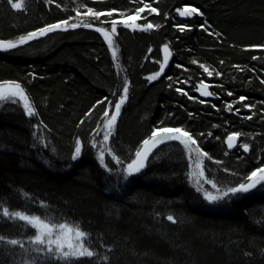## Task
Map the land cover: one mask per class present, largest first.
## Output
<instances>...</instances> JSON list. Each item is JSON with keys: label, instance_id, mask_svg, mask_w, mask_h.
Masks as SVG:
<instances>
[{"label": "trees", "instance_id": "obj_1", "mask_svg": "<svg viewBox=\"0 0 264 264\" xmlns=\"http://www.w3.org/2000/svg\"><path fill=\"white\" fill-rule=\"evenodd\" d=\"M26 2L19 11L0 0V40L15 41L64 20L93 27L50 32L0 51V83H19L37 113L26 115L17 98L0 101V264H264V187L207 201L189 182L186 147L179 140H165L140 173L125 179L123 171L157 126L181 128L195 137L208 153L206 178L220 191L264 165V48L251 47L264 45V0ZM145 3L159 14L145 9L135 23L161 27L142 31L118 25L114 45L129 92L116 130L104 142L105 131L96 135L94 124L107 104L97 102L105 97L117 102L124 83L107 41L95 29L111 28L112 19H126ZM186 5L203 15L178 19L174 10ZM87 8L118 12L95 21L83 14ZM180 24L191 30L180 32ZM164 42L173 52L172 63L149 82ZM202 82L214 95H198ZM240 96L247 99L233 103ZM245 103L255 107L245 108ZM232 132L241 136L229 150L225 141ZM77 139L82 151L73 160ZM244 143L248 152L239 146ZM124 149L132 154L126 157ZM5 207L79 225L96 255L67 262L26 258L28 248L5 243L25 238L30 228L4 217Z\"/></svg>", "mask_w": 264, "mask_h": 264}, {"label": "snow or ice", "instance_id": "obj_2", "mask_svg": "<svg viewBox=\"0 0 264 264\" xmlns=\"http://www.w3.org/2000/svg\"><path fill=\"white\" fill-rule=\"evenodd\" d=\"M135 2V0H133ZM140 2H143V0H140ZM10 6L13 9L21 10L22 4L15 3L13 0H9ZM145 9H150V13H157L158 9L155 7H152L150 4L145 3L143 7H137L134 11V15H127L126 19H112L110 21L111 23V32L109 33L106 29L99 27L95 30L102 33L104 36V39L108 42L109 46H113V40L112 35H115L117 33V28L119 26H123L126 28H131L133 30L140 29L142 31H147L151 29H158L161 27L159 24H152L151 22L146 23L145 25H138L135 23L136 19L140 17L141 13L145 11ZM117 9H112L111 11H108L107 13H102L95 11L92 8H87V10L83 13L86 16H90L93 20L99 21V18L101 16H107L112 17L114 13H117ZM176 13L180 17H192L194 14L203 15V13L200 11L199 8L191 7V6H184L183 8H177ZM120 16H124V13H118ZM77 15H80V12H77ZM165 18L167 19V14H165ZM128 21H132V23H129ZM83 26L85 28L93 27L91 23H85L83 25L77 24V23H69L68 20L60 21L54 24H48L44 27H41L35 31L29 32L26 35H21L17 40L12 41H4L0 40V50H14L20 45L26 44L28 41H31L33 39H38L40 37H43L47 35L50 32L58 31V30H67L69 28L75 29L77 27ZM180 32H184L186 28L188 30H191L188 25L186 24H180L177 26ZM201 29L205 28L204 24L199 25ZM253 48L260 47L264 48V45L261 46H251ZM151 51V50H150ZM163 52L165 53L164 56V63L160 64V71L147 77L149 82L156 80L165 69V65L168 63L169 56L171 55L169 52V46L167 44L163 45ZM113 58L116 59V52H113ZM255 59V57H254ZM193 63H196V61H193ZM222 63V62H221ZM203 67V66H201ZM238 67V66H237ZM204 71L208 73L209 76H211L213 73L209 72L208 69L205 67ZM219 75V73H217ZM171 79V77H169ZM187 81H185L186 83ZM264 83V80L261 81ZM10 83L13 85V88L9 90L8 95L4 94L3 87L0 86V99H12L15 97H19L27 100V96L25 95L21 85L16 82H5ZM207 85L201 84V88H207ZM200 91V88L197 89ZM177 92L181 93L182 95H187V92H185L181 88L176 89ZM128 92H129V86L128 82L125 79V82L123 84L122 93L119 94L117 102L114 103L111 100H109L107 97H105L103 100L98 101L97 103L100 105L107 104L109 107L104 108L103 115L106 118V124L105 127L108 129V131L105 132L103 141L106 142L109 140V137L111 135V130L115 127L116 121L118 117L121 114V108L125 104L128 98ZM203 96L208 97L214 95V93L209 91H202L201 93ZM113 95H117L116 93H113ZM229 96L232 95L231 92L228 93ZM189 99H195L194 97L189 96ZM247 98L244 96H240L237 101H234L233 103H240L244 102ZM200 103H205L204 100H200ZM245 108L252 109L255 107L254 104H243ZM96 107L95 105L93 106ZM215 107V105H213ZM26 115L29 117L35 116L36 109L31 106L29 103H25L24 105ZM114 108V111H111V115L109 116L110 109ZM227 108L229 111L233 110V105L228 104ZM235 111L239 113L240 109L236 108ZM86 115H90V113H87ZM252 117L249 116L247 119H251ZM83 123V121H81ZM201 136L205 135L204 133L200 134ZM207 135H211V133H208ZM241 136V133L238 132H232L229 133L226 137V144L229 149H233L234 147H237L238 140ZM186 138V139H183ZM217 139H219L217 137ZM165 140H179L181 141L185 147H189L190 150L196 151L197 156L200 155V149L197 146L195 149H191V145H196L197 141L195 137L192 136V134L188 131H185L181 128H168L163 126H157L154 128L150 134V137L142 141V145H148L150 141L153 143V147H155L157 144L163 143ZM243 148L245 152H248L250 150V146L247 143L239 145ZM81 141L79 139L75 142V148L74 153L72 156L73 160H76L81 155ZM149 151L146 149H140L135 152V158L131 160L130 163L127 164L126 167V174L125 179L128 177L133 176L134 174L140 173L146 166L145 161L148 159ZM205 157H208V153H203ZM104 152L101 151L100 153V163L104 164ZM210 158V157H209ZM119 162V161H118ZM227 171V169H225ZM199 175L202 177L204 175L203 171L199 172ZM208 183L212 184L213 188H216V184L212 181H208ZM264 187V165L261 167H257L254 169L251 173L247 175V177L244 178V182L239 183L237 186L229 187L227 190L221 191L219 195H212L210 192L203 189L202 185L197 187V191L203 192L204 198L211 202L215 203L224 199H231L232 197L244 195L249 193L250 191L256 189L257 187ZM3 216L9 219L13 220H20L24 221L26 224H29L35 228H37V235L32 238V242L39 244V245H46L47 251L51 254L56 255L60 259L64 260H70L72 258L79 259L80 257H93L96 255L90 248L86 246V241L89 237V234L81 229L79 225H69L67 223H61V224H53L46 222L44 219H42L39 216L34 215H28L23 211H13L10 212L8 208H4L2 212ZM167 220L175 223V218L172 215L167 216ZM55 234V239H53V235ZM4 241L3 237H0V242ZM8 244L10 245H18L21 244L18 240H8ZM53 245L55 247H53ZM250 255V254H249ZM105 260H107V257H104Z\"/></svg>", "mask_w": 264, "mask_h": 264}, {"label": "rangeland", "instance_id": "obj_3", "mask_svg": "<svg viewBox=\"0 0 264 264\" xmlns=\"http://www.w3.org/2000/svg\"><path fill=\"white\" fill-rule=\"evenodd\" d=\"M15 3H20V4H22V9L21 10H23V9H25V7L27 6V2H26V0H17V1H14ZM12 8V7H11ZM14 10H16V9H14ZM20 11V10H19ZM129 22V21H128ZM130 23V22H129ZM71 24V23H70ZM104 29H106L109 33L111 32V28H104ZM102 34V33H101ZM112 40H113V46L112 47H110L109 46V44H108V46H109V49H110V51H111V54H112V57H113V52L115 51L116 52V50H115V45H114V43H115V39H114V35H112ZM108 43V42H107ZM116 44V43H115ZM164 44H167L166 42H164ZM113 61H114V66H115V71H116V75L117 76H119V80L121 79L122 80V82L124 83L125 82V69H124V65H121L122 63L120 62V60L118 59V57H117V54H116V59H114L113 58ZM159 62H160V59L159 60H157V62H156V66L157 65H159ZM156 72H154V73H152L151 75H153V74H155ZM150 75V76H151ZM149 77V76H148ZM203 84H206L207 86H208V84L207 83H204V82H202ZM202 83H200V84H202ZM0 86H2L3 87V90H4V94L5 95H8V92H9V90L10 89H12L13 88V85L12 84H10V83H5V82H2V83H0ZM208 88H209V86H208ZM197 89H198V86H197ZM196 89V90H197ZM198 91V90H197ZM209 92H210V90H209ZM209 97V96H208ZM15 98H17L20 102H21V104H22V106H23V108H24V105H25V103H29V101H28V99L25 101L24 99H22V98H19V97H15ZM2 100H5V99H0V101H2ZM30 104V103H29ZM31 105V104H30ZM114 105V104H113ZM105 107H109L108 105H106V106H104V108ZM104 108H103V112H104ZM122 109V108H121ZM24 110H25V108H24ZM111 111H114V108H111L110 109V112H109V116L111 115ZM97 122L96 123H98L97 125H95L94 124V127L96 128V131H95V134L97 135H99L100 133L102 134V132H106V130H108L106 127H105V124H106V118L104 117V115H103V113L102 114H100L98 117H97ZM99 121V122H98ZM117 125L118 124H115V127L111 130V132L112 133H114V131L116 130V127H117ZM169 128H173V127H169ZM184 130V129H183ZM186 131V130H185ZM183 139H186V138H183ZM162 144V143H161ZM160 144V145H161ZM201 144H203V140H201ZM200 144V145H201ZM237 144H238V142H237ZM184 145V144H183ZM199 147V145H198V141H197V144L196 145H191V149H195L196 147ZM160 147V146H159ZM235 148V147H234ZM159 149V148H158ZM157 149V150H158ZM199 149H200V155H199V157L197 156V152L196 151H193V150H190V148L189 147H186V159H187V161H188V177H189V182L190 183H192V185H194L195 187H198V186H200V185H202V187H203V189L204 190H206V191H208V192H210L212 195H219L220 194V192L222 191H220V189L216 186V188H213L212 187V184L211 183H208V181H211L210 179H208V178H206V175H205V166H204V164H205V162H206V160L208 159V157H205L204 155H203V153H205L203 150H202V148H201V146L199 147ZM156 150V151H157ZM100 153H101V151H99V153H98V158H100ZM135 153V152H134ZM130 154H132V152L130 151V150H128V149H124V155L127 157V156H129ZM133 159V158H132ZM131 159V160H132ZM130 160V161H131ZM129 161V162H130ZM128 163V162H127ZM126 163V164H127ZM125 164V165H126ZM123 171L126 173V168L124 167L123 168ZM200 171H203L204 172V175L201 177L200 175H199V172ZM213 182V181H212ZM214 183V182H213ZM203 193V192H202ZM28 215H31V214H28ZM34 216H37V215H34ZM42 219H44V218H42ZM46 222H49V223H53V224H61V223H66V222H61V223H56V222H52V221H48L47 219H44ZM20 221V220H19ZM20 222H22V223H24L25 225H26V227H28V228H30V231H31V233L28 235V236H26L25 238H23V239H18V241H20L21 242V244H18V245H13V246H18V250H22L23 248L24 249H26V248H28V251H27V254H29V255H26L25 254V256H28V257H26V258H28V259H30L31 257H34L35 258V260H43V259H56V260H59V261H63V262H67V261H71V260H74V259H76V258H72V259H70V260H64V259H60V258H58L56 255H54V254H51V253H49L48 251H47V246L46 245H39V244H36V243H33L32 242V238H34L36 235H37V228H35V227H33V226H31V225H29V224H26L24 221H20ZM67 224H69V223H67ZM69 225H71V224H69ZM53 239H55V234L53 235V237H52ZM7 246H10L8 243H5ZM87 246V245H86ZM53 247H55L54 245H53ZM88 247V246H87ZM19 254V256H21V254H24V253H21V252H19L18 253ZM32 260V259H31ZM31 260H29V261H31ZM28 261V262H29Z\"/></svg>", "mask_w": 264, "mask_h": 264}, {"label": "water", "instance_id": "obj_4", "mask_svg": "<svg viewBox=\"0 0 264 264\" xmlns=\"http://www.w3.org/2000/svg\"><path fill=\"white\" fill-rule=\"evenodd\" d=\"M176 9H177V8H176ZM176 9L174 10V13L176 14L177 18L180 19V20L192 19V18H194V16H195V14H194L192 17H180V16L176 13ZM130 23H132V22H130ZM122 27H123V26H122ZM124 28H126V27H124ZM127 29H131V28H127ZM4 41H8V40H4ZM163 45H165V44H162V45L159 47V49H160V56H161L160 64H161V63H164V56H165V53L163 52ZM167 45H168V44H167ZM168 46H169V45H168ZM0 51H8V50H0ZM169 52H170L171 55L169 56L168 63L165 65L164 72H163L161 75H164V74L167 72L168 68L170 67V65H171V63H172V60H173V52H172L170 46H169ZM159 71H160V65H159V67H158V69H157V72H159ZM161 75H160V76H161ZM204 85H206V84H204ZM198 88H200V91H197L198 95H199L201 98H206V97L203 96L201 93H202V91H205V90H206V91H209V88H208V87H207V88H201V84L198 86ZM160 144H161V143H160ZM160 144H157L155 147H153V143H152V141H150L148 145H142V144H141V146L139 147L138 150H140V149H146V150L149 151L148 159L145 161V164H146V165H147V163L149 162V160L151 159V157L154 155V153L156 152V150L159 148ZM228 149H229V148H228ZM229 150H231V149H229ZM134 158H135V155H134L133 159H134ZM130 162H131V161H130ZM130 162H128V163H130ZM128 163H127V164H128ZM127 164L125 165V168L127 167ZM134 175H136V174H134Z\"/></svg>", "mask_w": 264, "mask_h": 264}, {"label": "bare ground", "instance_id": "obj_5", "mask_svg": "<svg viewBox=\"0 0 264 264\" xmlns=\"http://www.w3.org/2000/svg\"><path fill=\"white\" fill-rule=\"evenodd\" d=\"M161 61V60H160ZM160 65V64H159ZM157 72V71H156ZM200 85V84H199Z\"/></svg>", "mask_w": 264, "mask_h": 264}]
</instances>
